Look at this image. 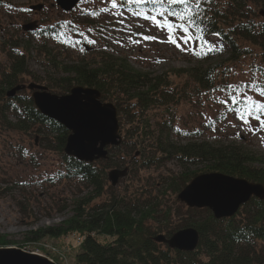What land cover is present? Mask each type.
<instances>
[{
    "label": "trees",
    "instance_id": "16d2710c",
    "mask_svg": "<svg viewBox=\"0 0 264 264\" xmlns=\"http://www.w3.org/2000/svg\"><path fill=\"white\" fill-rule=\"evenodd\" d=\"M201 6V27L206 37L213 36L209 33L220 34L215 37L223 51L208 52L202 58L197 56L201 61L192 66L158 74L136 69L127 57L104 50L88 58L85 52L89 50L84 48V56L78 60H61V53L50 46L51 42L63 51L68 44H85L83 37L72 39L73 34L81 33L71 18L4 39L7 63L0 66V138L9 140L12 156H29L34 161V153H27L20 141L14 142V136L36 133L40 146L59 157L54 171L37 173L38 177H30V181L12 179L11 186L45 188L47 183L51 187L67 183L85 191L72 200L71 215L62 223L28 230L25 241L35 243L44 237L78 234L81 239L72 264H264V200L251 197L233 216L217 219L208 208H189L177 199L183 187L201 173L219 172L264 186V155L253 154L235 143L207 139L204 130L211 129L212 118L200 128L181 123L177 111L184 103L194 101L201 106L210 100L236 113L229 110L235 107L230 102H220L228 97L229 84L240 85L243 93L256 99L258 93L248 84L264 86V0H202ZM129 7L136 9V5ZM129 7L125 8L129 11ZM140 7L147 11L152 5ZM174 7L179 10L181 6ZM84 27L91 38L94 31L99 34L106 25L88 19ZM33 42H37L35 46ZM88 44L93 48L94 43ZM31 49L41 56L43 66L60 75L46 79L30 73L27 60ZM196 50L202 51L199 47ZM241 68L245 69L246 80H233L231 76L242 73ZM25 76L57 95L67 94L75 86L98 90L102 101L116 107L123 141L109 147L108 157L103 160L85 163L65 155L69 132L42 115L28 93L6 96L23 84ZM188 85L193 89L189 90ZM258 98L264 102V97ZM169 161H174L179 170L159 174L160 183L146 180L145 185L134 188L129 182L118 189L108 180V171L113 168L126 167V176L139 178L141 171H159ZM58 198L49 196L57 207L55 211L61 212L68 207L67 200ZM189 227L199 235L193 251L172 249L155 240L160 234L170 237ZM9 245L11 242L0 234V246ZM46 254L57 263L55 253Z\"/></svg>",
    "mask_w": 264,
    "mask_h": 264
},
{
    "label": "rangeland",
    "instance_id": "374dc122",
    "mask_svg": "<svg viewBox=\"0 0 264 264\" xmlns=\"http://www.w3.org/2000/svg\"><path fill=\"white\" fill-rule=\"evenodd\" d=\"M0 2H4V4H0V66L7 63L2 42L12 35H21V32H23L21 25L36 21L38 28H44L48 23L70 18L75 21L77 28H79L78 32L83 33V35L73 34L71 37L72 39L83 37L85 40V44H82L83 48H80L82 43L80 42L78 46L68 44L66 50L63 51L57 48L55 43H50V46L56 49V52L61 53V60L67 62L76 61L84 56V48L91 46L88 44V40H94L95 43L93 48L91 46V50L85 52L86 57L89 58L104 50V52L106 51V53L113 56L127 57L130 64L136 69L153 74L172 68L189 67L201 61L191 51H181L174 44L161 42L167 40L166 31L157 29L150 21L133 16L125 7L112 9L110 0H83L68 13L62 12L55 4V0H0ZM39 4L43 6L41 10H28V7ZM101 8H106L107 11L101 12ZM85 11H88V13L96 12L99 15L85 14ZM120 12L123 13V16L114 14ZM88 19L104 23L106 28L99 31V34L94 31L93 36L90 38L87 35V28L84 27L85 20ZM121 20H123V24L120 23ZM140 33L157 36L158 40H143L141 35H138ZM129 35L132 36L133 40H140L141 42H130ZM206 39L217 45V47L219 46L217 37L207 36ZM35 43L37 42H33L34 46ZM178 43H181L182 47L184 46L182 41H178ZM81 49L83 50L81 51ZM40 60L42 59L37 51L31 49L30 58L27 60L30 73L46 79L51 78L53 75H60L51 70L50 67L43 66V61ZM243 70L245 69L241 68L240 72L242 73L233 74L231 76L234 78L233 80L240 77L241 82H244L246 76L243 75ZM250 76V73H248V77ZM30 82L34 81L30 76H25L22 83L27 85ZM180 85H183L182 82ZM188 89L192 90V85H188ZM23 91L30 93L27 89ZM256 99H260L258 95H256ZM177 111L181 115V123L190 126L203 128L209 123L207 122L208 118H212L210 121L211 129L204 130L207 139L216 142L235 143L253 154L264 155V143L261 142L264 129L253 134L248 131L247 126L243 124L237 114L226 111L225 106L210 100L199 106L198 103L194 104L193 101L189 104H182L177 108ZM249 120L253 127H259L258 121L252 120L251 117H249ZM8 134L6 133V135ZM121 136L124 139L123 132ZM14 137L16 138L14 142L20 141L21 145L24 144L27 153H31L30 155L34 153L35 159L30 161L29 156L26 158L12 156L11 149L8 147L9 140L4 142L0 138V234L5 240L11 242L9 246L19 247L29 252L42 253L48 257L49 255L46 253H55L53 255H56L54 257L57 258V264H72L81 239L78 234H69L58 238L44 237L39 242L32 243L25 241V233L38 227H51L62 223L71 215L72 207L70 205L72 200L83 195L85 191L81 192L77 190L75 185L67 183H58L51 187L47 182L45 188L38 186L31 188L30 184L13 188L11 186L12 179L23 180L33 178L37 173L43 175L44 172H52L59 163V157L54 152L44 150L40 146L36 133L21 137L19 134H15ZM111 151L109 150L110 153ZM128 162L129 159H126V164L129 165ZM178 170L177 164L174 161H169L159 171L152 168L141 171L139 178L138 176L137 178L126 176L119 179L114 188L121 189L127 186L129 182L136 188L145 185L146 180L152 181L153 179V182L160 183L159 174L165 175L167 171L177 172ZM38 175L36 176L38 177ZM40 179L43 180V178ZM51 195L59 197V201L61 198L67 200L68 207L61 212L55 211L57 207L52 205L49 199Z\"/></svg>",
    "mask_w": 264,
    "mask_h": 264
},
{
    "label": "water",
    "instance_id": "95a60500",
    "mask_svg": "<svg viewBox=\"0 0 264 264\" xmlns=\"http://www.w3.org/2000/svg\"><path fill=\"white\" fill-rule=\"evenodd\" d=\"M80 0H55L65 12L71 11ZM42 5L31 6L40 10ZM35 22L22 25L23 31H33ZM28 89L38 111L62 125L68 132L64 154L83 162L108 157V147L122 142L117 110L113 103L101 100L98 90L75 86L69 93L57 95L46 86L31 82L17 85L6 93L11 97L17 91ZM127 175V168L108 171V180L115 186ZM251 197L264 200V186L243 178L219 172L201 173L193 177L177 194V199L189 208H208L217 219L233 216ZM155 240L172 249L193 251L199 240L194 228H183L170 237L158 235ZM0 264H57L38 252L25 251L15 246H0Z\"/></svg>",
    "mask_w": 264,
    "mask_h": 264
},
{
    "label": "snow or ice",
    "instance_id": "6c2138e0",
    "mask_svg": "<svg viewBox=\"0 0 264 264\" xmlns=\"http://www.w3.org/2000/svg\"><path fill=\"white\" fill-rule=\"evenodd\" d=\"M110 3L112 9L136 5L135 10L129 7L132 15L150 21L157 29L166 31L167 40L161 42L174 44L181 51H191L193 55L201 58L211 51H223V48H218L217 45L206 39L205 30L201 27V14L204 11L201 6L202 0H110ZM145 4L152 5V8L146 11L140 7ZM176 5L181 6L179 10L174 7ZM100 11L105 12L107 9L101 8ZM114 14L123 16L122 12ZM92 15H99V13L93 12ZM120 23L123 24V20ZM89 31H92V29H89ZM209 34L213 36L220 35L218 32ZM138 35H141L143 40H158V37L154 35H143L142 33ZM128 39L132 43L141 42L140 40H133L131 35ZM178 41H182L184 46L182 47ZM88 43H95V41L88 40ZM197 47L202 51L197 52ZM227 87L230 90L228 97L220 102L223 104L230 102L232 106H235L229 110L236 112L238 118L247 126L248 131L256 134L264 129V102L255 99L252 95L243 93L240 85L229 84ZM248 87L254 89L259 97H264V86L252 82L248 84ZM221 91H224V89H221ZM249 117L259 122L258 128L251 125ZM261 142L264 143V136H261Z\"/></svg>",
    "mask_w": 264,
    "mask_h": 264
}]
</instances>
